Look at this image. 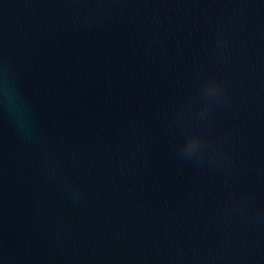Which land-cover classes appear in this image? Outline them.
I'll return each mask as SVG.
<instances>
[{"label":"water","instance_id":"water-1","mask_svg":"<svg viewBox=\"0 0 264 264\" xmlns=\"http://www.w3.org/2000/svg\"><path fill=\"white\" fill-rule=\"evenodd\" d=\"M0 264H264V0H0Z\"/></svg>","mask_w":264,"mask_h":264}]
</instances>
